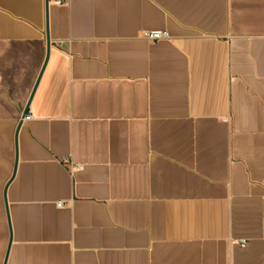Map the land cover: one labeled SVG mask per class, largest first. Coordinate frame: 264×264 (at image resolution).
<instances>
[{
  "label": "crops",
  "instance_id": "1",
  "mask_svg": "<svg viewBox=\"0 0 264 264\" xmlns=\"http://www.w3.org/2000/svg\"><path fill=\"white\" fill-rule=\"evenodd\" d=\"M6 251L264 264V0H0Z\"/></svg>",
  "mask_w": 264,
  "mask_h": 264
},
{
  "label": "built area",
  "instance_id": "2",
  "mask_svg": "<svg viewBox=\"0 0 264 264\" xmlns=\"http://www.w3.org/2000/svg\"><path fill=\"white\" fill-rule=\"evenodd\" d=\"M66 2V0H54V3L57 5H61L64 4ZM143 37H145L146 39L150 40V41H158L161 39H166L169 37V32L166 29H151V30H146L143 33ZM30 116L28 114H26L24 116L25 119L29 118ZM61 201L57 203V206H61ZM241 245H244V243H242Z\"/></svg>",
  "mask_w": 264,
  "mask_h": 264
},
{
  "label": "water",
  "instance_id": "3",
  "mask_svg": "<svg viewBox=\"0 0 264 264\" xmlns=\"http://www.w3.org/2000/svg\"><path fill=\"white\" fill-rule=\"evenodd\" d=\"M45 2H46V6H47V4H48V0H45ZM48 52H49V37H48V35H47V55H46V59H45V61H44V63H43V67H44V65H45V63H46L47 56H48ZM43 67H42V68H43ZM34 88H35V87H34ZM33 90H34V89H33ZM28 104H29V101L27 102V104H26V106H25V108H24V110H23V113H22V116H21V118H20V122H19L18 126L21 124L22 119L24 118V116H25V115L27 114V112H28ZM7 250H8V249H7ZM6 256H7V251H6V254H5V257H4L3 264H5Z\"/></svg>",
  "mask_w": 264,
  "mask_h": 264
}]
</instances>
